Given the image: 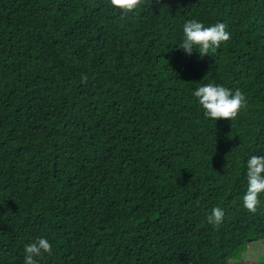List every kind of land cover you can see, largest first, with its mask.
I'll list each match as a JSON object with an SVG mask.
<instances>
[{
  "label": "trees",
  "instance_id": "obj_1",
  "mask_svg": "<svg viewBox=\"0 0 264 264\" xmlns=\"http://www.w3.org/2000/svg\"><path fill=\"white\" fill-rule=\"evenodd\" d=\"M224 23L209 55L183 25ZM208 83L247 100L204 115ZM264 156V0H0V264H260L264 192L243 207L247 160ZM219 226L207 222L213 208Z\"/></svg>",
  "mask_w": 264,
  "mask_h": 264
},
{
  "label": "clouds",
  "instance_id": "obj_2",
  "mask_svg": "<svg viewBox=\"0 0 264 264\" xmlns=\"http://www.w3.org/2000/svg\"><path fill=\"white\" fill-rule=\"evenodd\" d=\"M109 3L122 14H127L138 9L142 0H109ZM230 38V33L226 30L224 23L205 27L201 22L188 20L183 25V40L178 48L183 49L188 55L196 49L195 51L203 57L214 53L222 43L229 41ZM193 95L203 109L204 115L212 120H235L240 111L247 107L246 97L240 90L233 93L224 86L213 83L198 87ZM246 166L247 190L243 196V207L248 212L255 213L260 204L259 196L264 192V156L252 155L247 160ZM223 217V210L216 207L207 216V222L214 227L219 226ZM24 251V264H36L34 257H39L42 253L51 254L52 245L47 239L39 238L28 244Z\"/></svg>",
  "mask_w": 264,
  "mask_h": 264
},
{
  "label": "rangeland",
  "instance_id": "obj_3",
  "mask_svg": "<svg viewBox=\"0 0 264 264\" xmlns=\"http://www.w3.org/2000/svg\"><path fill=\"white\" fill-rule=\"evenodd\" d=\"M260 264H264V253L259 255Z\"/></svg>",
  "mask_w": 264,
  "mask_h": 264
}]
</instances>
